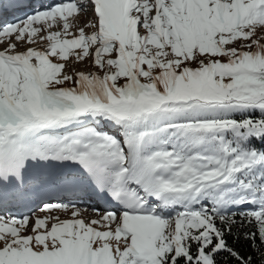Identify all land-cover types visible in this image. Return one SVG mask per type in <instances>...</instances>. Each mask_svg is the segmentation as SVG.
<instances>
[{
	"label": "snow or ice",
	"instance_id": "6c2138e0",
	"mask_svg": "<svg viewBox=\"0 0 264 264\" xmlns=\"http://www.w3.org/2000/svg\"><path fill=\"white\" fill-rule=\"evenodd\" d=\"M8 9L24 15L0 17V264H264V0ZM82 10L93 31L73 36ZM71 57L96 71L65 73ZM53 190L110 207L12 214Z\"/></svg>",
	"mask_w": 264,
	"mask_h": 264
},
{
	"label": "rangeland",
	"instance_id": "374dc122",
	"mask_svg": "<svg viewBox=\"0 0 264 264\" xmlns=\"http://www.w3.org/2000/svg\"><path fill=\"white\" fill-rule=\"evenodd\" d=\"M6 2L8 3L9 0H6ZM69 2V1H66ZM84 2L86 3L87 0H84ZM24 15V14H23ZM22 15V17H23ZM70 23L72 24V27L69 29L70 33H72V35H78L79 34V29L80 28H84L86 33H91V31H93V28L91 27L93 21H94V17L92 16V13L90 10H82L79 13H76L73 15V17L69 18ZM52 31H62V24L60 26H56L53 27ZM46 32H42L40 35H46ZM40 35H38L37 37H35V43L32 44L35 48H44L47 46V41H41L40 39ZM71 36H68L67 38H70ZM257 39H260L262 42H264V31L259 32L257 34L256 37ZM7 40V38H6ZM23 44H27V42H24ZM1 46V45H0ZM19 46V44H18ZM2 50V49H0ZM56 62H62L63 61H56ZM65 73L72 75L74 72H79V71H85V72H95L96 69L95 67L92 65L91 61L89 60H85L83 62H78L75 60L74 57L70 58V61L68 63L65 64V69L63 70ZM66 86H73L72 82H65ZM77 195H81V196H85V197H90L91 200L96 201L98 203H101L103 205V208H101V210H103L104 208H108L110 207V205H108L103 199H101L99 196H95V195H83V194H77ZM74 198H76L75 196H73L71 193H59L56 192L55 190H53L49 195L46 196H41V197H37V196H31L30 198H28V200L24 201V202H20L16 204V207L13 208V212L12 214L14 215H29L30 216V223L31 225H34L35 222V218L39 217L41 219L45 218V217H51V218H59V220H65V219H70L71 218V211L68 212H64L60 209H53L51 211H42L41 208L43 207V204L41 201H43V203H69V202H73L75 203L77 206H80L79 204H77L74 200ZM98 203L95 204H91L88 206H84L85 208H95ZM89 206H93V207H89ZM83 207V208H84ZM32 213H35V216H32ZM91 214H94V212H89ZM88 213H84V211L81 213V216H87ZM53 222H58L57 220L54 219H49L47 221L48 226L50 227L51 224Z\"/></svg>",
	"mask_w": 264,
	"mask_h": 264
},
{
	"label": "bare ground",
	"instance_id": "6f19581e",
	"mask_svg": "<svg viewBox=\"0 0 264 264\" xmlns=\"http://www.w3.org/2000/svg\"><path fill=\"white\" fill-rule=\"evenodd\" d=\"M66 1H69V0H66ZM77 2H80V0H77ZM2 3H7L6 0H0V4ZM24 14V10L22 11H13L12 9H8L7 12H3L2 10H0V17H2L3 19H6L7 21L9 22H13L15 21L17 18H22V15ZM5 46V45H1L0 46V49H2V47ZM23 46L26 48L28 47L29 45L28 44H23ZM32 47H34L33 45H31ZM38 49H41V48H38ZM18 50H19V46H18ZM80 196V199H76L74 198L75 202L77 204H79L80 206H77L78 209L80 210V214L84 211V213H88L89 212H92L91 210L93 208H85L84 206H88V205H91V204H95V203H98L96 201H93L91 200L90 197H85V196ZM98 205L103 208V205L101 203H98ZM84 207V208H83ZM89 207H93V206H89ZM83 218L85 219H93V218H96V216H92V215H89L87 214V216H82Z\"/></svg>",
	"mask_w": 264,
	"mask_h": 264
},
{
	"label": "trees",
	"instance_id": "16d2710c",
	"mask_svg": "<svg viewBox=\"0 0 264 264\" xmlns=\"http://www.w3.org/2000/svg\"><path fill=\"white\" fill-rule=\"evenodd\" d=\"M110 130H111L113 133H115V131H116L114 128H111ZM245 250H246V251H250V250L247 249V248H246Z\"/></svg>",
	"mask_w": 264,
	"mask_h": 264
}]
</instances>
